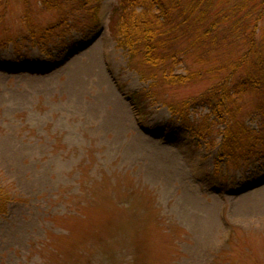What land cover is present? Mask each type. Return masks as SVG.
I'll return each mask as SVG.
<instances>
[{"label":"rangeland","instance_id":"1","mask_svg":"<svg viewBox=\"0 0 264 264\" xmlns=\"http://www.w3.org/2000/svg\"><path fill=\"white\" fill-rule=\"evenodd\" d=\"M116 5L102 0L101 28L61 51L0 53V264H264V167L225 170L197 137L158 130L160 104L138 116L126 97L146 85L108 32ZM18 11L1 37L20 33ZM211 82L161 88L189 102Z\"/></svg>","mask_w":264,"mask_h":264},{"label":"trees","instance_id":"2","mask_svg":"<svg viewBox=\"0 0 264 264\" xmlns=\"http://www.w3.org/2000/svg\"><path fill=\"white\" fill-rule=\"evenodd\" d=\"M11 5L19 8L21 24L14 40L1 37L12 36L3 25ZM101 5L102 0H0V53L11 44L17 55L28 46L44 53L70 47L75 35L86 38L100 27ZM44 10L57 13L45 27L35 21L36 11ZM109 32L146 85L132 94L139 113H148L152 103L167 108L168 119L158 130L217 148L216 165L223 162L226 170L264 166V0H117ZM179 63L186 76L176 74ZM210 80L193 101L164 99V85ZM211 122L223 127L215 136L207 128ZM10 199L0 188V220Z\"/></svg>","mask_w":264,"mask_h":264}]
</instances>
